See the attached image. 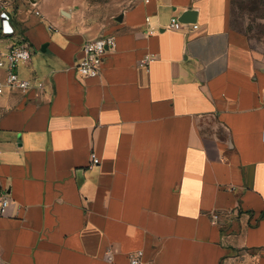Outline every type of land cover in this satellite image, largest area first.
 <instances>
[{"label":"crops","instance_id":"1","mask_svg":"<svg viewBox=\"0 0 264 264\" xmlns=\"http://www.w3.org/2000/svg\"><path fill=\"white\" fill-rule=\"evenodd\" d=\"M130 1L99 31L77 0H12L3 47L47 54L18 67L43 89L0 93V264H264V42L233 26L232 0Z\"/></svg>","mask_w":264,"mask_h":264},{"label":"built area","instance_id":"2","mask_svg":"<svg viewBox=\"0 0 264 264\" xmlns=\"http://www.w3.org/2000/svg\"><path fill=\"white\" fill-rule=\"evenodd\" d=\"M39 13V11H37ZM13 16L12 0H0V93L6 90H19L27 93L33 88H44L43 80L31 79L20 75L18 67L21 64L28 62L31 58L30 44L22 39L12 44L3 47L1 35L6 32H13L14 28L11 24ZM149 20V17H147ZM186 22L180 20L178 16L171 18V27L179 29L183 27ZM194 28L198 24H193ZM153 32V29L150 30ZM116 45V37L113 34H106L94 39L85 41L83 44V54L80 56L76 69L80 78L98 76L102 70L108 52ZM153 56H147L142 65L148 64L153 60ZM100 157L96 152L91 153V165L100 163ZM12 197L10 190L4 185L0 177V218L7 214L11 205ZM217 216V215H216ZM215 216V217H216ZM143 250H137L130 255V264H141Z\"/></svg>","mask_w":264,"mask_h":264},{"label":"rangeland","instance_id":"3","mask_svg":"<svg viewBox=\"0 0 264 264\" xmlns=\"http://www.w3.org/2000/svg\"><path fill=\"white\" fill-rule=\"evenodd\" d=\"M71 1L56 0V2H65L68 5L71 4ZM130 2V0H77V4L81 5V16L86 18V23L89 26L92 28L95 26L99 31L105 26L104 23L108 16L115 15L122 7ZM39 9L42 12L41 8ZM24 11L31 19H41V15L36 14V8L30 4L24 7ZM63 13L56 9L57 16ZM232 18L233 26L248 36L252 46H258L264 42V0H233ZM54 24L58 30H63L60 24ZM31 53L35 64L37 63V56L41 57L47 54L46 51L41 49L37 50L34 47H31Z\"/></svg>","mask_w":264,"mask_h":264},{"label":"water","instance_id":"4","mask_svg":"<svg viewBox=\"0 0 264 264\" xmlns=\"http://www.w3.org/2000/svg\"><path fill=\"white\" fill-rule=\"evenodd\" d=\"M196 14H197V10L189 8L183 11L179 18L183 22H194L197 19ZM119 19H121V17H119ZM46 48H47V44H43L42 50L45 51Z\"/></svg>","mask_w":264,"mask_h":264},{"label":"trees","instance_id":"5","mask_svg":"<svg viewBox=\"0 0 264 264\" xmlns=\"http://www.w3.org/2000/svg\"><path fill=\"white\" fill-rule=\"evenodd\" d=\"M232 2H233V0H232Z\"/></svg>","mask_w":264,"mask_h":264}]
</instances>
